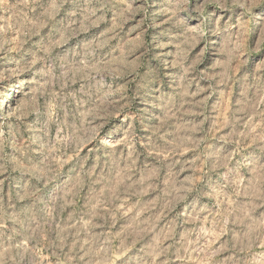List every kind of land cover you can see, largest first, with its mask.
<instances>
[{"label":"rangeland","instance_id":"obj_1","mask_svg":"<svg viewBox=\"0 0 264 264\" xmlns=\"http://www.w3.org/2000/svg\"><path fill=\"white\" fill-rule=\"evenodd\" d=\"M0 264H264V0H0Z\"/></svg>","mask_w":264,"mask_h":264},{"label":"bare ground","instance_id":"obj_2","mask_svg":"<svg viewBox=\"0 0 264 264\" xmlns=\"http://www.w3.org/2000/svg\"><path fill=\"white\" fill-rule=\"evenodd\" d=\"M196 28H197V26L192 27V29H196Z\"/></svg>","mask_w":264,"mask_h":264}]
</instances>
